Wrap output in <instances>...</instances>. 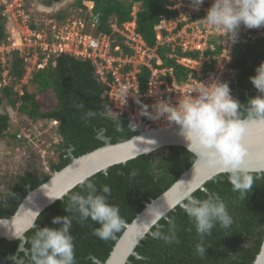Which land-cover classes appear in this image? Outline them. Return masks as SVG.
Listing matches in <instances>:
<instances>
[{
  "label": "trees",
  "instance_id": "trees-1",
  "mask_svg": "<svg viewBox=\"0 0 264 264\" xmlns=\"http://www.w3.org/2000/svg\"><path fill=\"white\" fill-rule=\"evenodd\" d=\"M42 1L50 6L62 0ZM86 1L93 2L91 10ZM136 4L137 29L153 44L155 25L160 17L168 14L167 0H72L50 16L59 24H63L73 15L91 18L92 13L98 21L100 32L106 33L111 31L110 24L113 20L116 19L120 24L130 20ZM8 37L17 38L18 34L10 14L6 11V2L1 3L0 0V43H8ZM55 62L34 70L30 83L36 90L30 92L28 85H24V91L21 93L17 85L21 83L26 72L25 61L17 51L7 55L6 67L12 81L0 87V141L15 142L16 149H27L28 155L21 154L25 160H21L19 171L5 181L0 178V218L13 215L30 188L35 189L44 183L53 171L68 165L71 162L70 150L78 157L104 145V141L99 138L102 132L111 138L112 143L130 139L138 133L131 128L130 120L126 117L113 120L99 115L100 111H106L104 88L96 79L90 60L61 54ZM261 62H264V34L235 45L231 65L238 70V74L236 79L230 82V86L238 90L241 118L247 116L251 98L261 95L250 80ZM166 64L174 65L177 76L183 77V69L173 60H167ZM212 68L211 65L206 66L205 74ZM2 72L0 62V80ZM145 85L144 83L143 88ZM41 94H46V99H53L51 106L46 110L42 107L44 104L41 105L38 100ZM81 104L83 107H80ZM8 106L21 117L20 121L28 130L36 128L33 125L38 121H54L57 140L55 141L54 137H43L42 133L40 138L35 134L28 136L27 133H22L23 138L20 137L21 131H18V128L11 129L12 117L7 110ZM88 110L96 112L97 115L87 117ZM48 142H51L49 149L46 148ZM41 159L48 160L49 166L39 162ZM196 159L194 152L188 151L187 148L171 146L151 154L140 155L125 164L113 165L107 173L98 172L89 179L98 190L104 184L110 186L111 195L108 202L119 207L124 221L131 222L144 209L146 202L167 190ZM249 173L253 176V185L244 193L233 190L226 173L205 184L209 192L199 189L193 194L198 199L207 198L209 194H218L233 218L229 228H221L217 224L211 234L203 237L202 243L206 248L203 257L195 252V245L200 242V237L196 233L194 222L185 214L183 207L177 206L176 210L168 214V219L160 221V227H153V233L159 230L168 234L171 218L174 221L175 241L167 243L163 239L147 235L136 248L143 258L131 256L130 264H252L264 239V172L261 176ZM86 192L84 184H80L39 215L37 226L26 232L25 248L28 252H18L20 240L0 238V264H18V259H23L24 264H31L30 239L40 227H59L52 224V219L65 215L72 219L70 232L73 237L75 264H98L93 256L104 262L125 226L123 225L114 238L108 240H101L93 235V228L98 227V224L91 219L81 220L79 214L74 211H66L70 206L69 198L72 194ZM13 256L18 257L13 259Z\"/></svg>",
  "mask_w": 264,
  "mask_h": 264
},
{
  "label": "built area",
  "instance_id": "built-area-1",
  "mask_svg": "<svg viewBox=\"0 0 264 264\" xmlns=\"http://www.w3.org/2000/svg\"><path fill=\"white\" fill-rule=\"evenodd\" d=\"M3 2L18 37H8V43H0L3 67L0 87L12 81L6 67L7 55L12 51H17L26 64V72L17 85V89L21 86L19 91L30 82L34 70L55 64L61 54L90 60L95 77L104 88L105 105L114 115L128 118L131 126L145 129L176 125L163 117L153 120L142 115L141 104L148 105L149 112L154 111L153 105L160 100L176 104L200 82H226L232 97L238 101L237 88L230 86L238 74L231 65L234 47L238 42L264 34V26L250 29L241 25L233 41L222 30L210 29L202 19L213 0H203L198 9L192 6V0H167L168 14L155 25L153 44L137 29L138 5L134 6L130 20L120 24L115 19L110 24L111 31L101 33L92 13L91 18L73 15L59 24L50 16L53 12L44 9L46 13L34 12L27 0ZM92 7L93 4L88 6L89 10ZM167 60H173L183 69L182 78L177 76L174 65L166 64ZM208 65L213 68L205 74ZM122 89L127 94L126 102Z\"/></svg>",
  "mask_w": 264,
  "mask_h": 264
},
{
  "label": "clouds",
  "instance_id": "clouds-1",
  "mask_svg": "<svg viewBox=\"0 0 264 264\" xmlns=\"http://www.w3.org/2000/svg\"><path fill=\"white\" fill-rule=\"evenodd\" d=\"M202 3L203 0H192V6L196 9ZM27 4L30 6L28 0ZM46 6L54 12L52 7ZM202 20L210 29L222 30L226 38L234 41L241 25L250 29L264 26V0H213ZM250 80L261 95L248 102L249 112L252 116L264 117V62L256 68V74ZM193 92L196 95H192ZM121 95L125 100L127 94L123 89ZM104 108L106 111H100L99 115L113 120L119 118L108 105ZM153 108L154 111L149 112L148 105L141 104V114L153 120L163 117L170 124L179 126V134L187 142L188 151L195 149L194 154L206 167L218 168L227 173L234 191L244 193L252 188L253 176L244 166L248 154L244 137L250 121L241 118V104L232 97L228 83L200 82L188 95L179 98L176 104L160 100ZM96 115L92 110L86 113L89 118ZM117 129L119 130V125ZM39 136L41 132L37 137ZM80 183L84 184L87 192L72 194L66 211H74L81 220L91 219L98 224V227L93 228V235L101 240L114 238L125 221L120 215L119 207L108 202L110 186L104 184L98 190L88 176L81 177ZM56 199H62V196ZM183 211L194 222L196 233L200 237V242L195 245V252L200 257L206 253L203 237L211 234L217 224L227 229L233 223L225 202L218 194H209L204 199L189 196L183 204ZM162 215L161 212L152 220L153 226ZM38 217L39 213L36 214V219ZM52 224L59 227H40L30 239L31 264H75L73 237L70 232L72 219L67 215L56 216L53 217ZM169 225L168 234L158 230L153 233L154 238L163 239L167 243L174 242L176 235L171 218ZM17 257L13 256V259ZM18 264H24L23 259H18Z\"/></svg>",
  "mask_w": 264,
  "mask_h": 264
},
{
  "label": "water",
  "instance_id": "water-1",
  "mask_svg": "<svg viewBox=\"0 0 264 264\" xmlns=\"http://www.w3.org/2000/svg\"><path fill=\"white\" fill-rule=\"evenodd\" d=\"M62 0L56 4H64ZM71 1V0H70ZM244 119L250 121L249 128L244 137L248 154L244 166L248 172L261 176L264 172V117L248 114ZM137 135L127 140L112 143L111 138L102 132L99 138L104 145L78 157L69 151L71 162L61 170L53 171L51 176L35 189H29L27 195L19 205L16 212L10 217L0 218V238L7 240H20L18 252L24 250L27 241L26 232L37 226L36 214L39 215L50 205L69 194L80 185L81 177L89 178L98 172L107 173L109 168L116 164H125L143 154H151L160 149L171 146L187 148V142L179 134V126L170 128H150L131 126ZM188 149V148H187ZM195 153V149L192 150ZM220 174H226L218 168L206 167L198 158L167 190L158 197L145 203L144 209L131 221H125V230L114 245L108 258L103 262L93 256L98 264H130V257L143 258L136 248L142 244L147 235H153V227H160L162 219H168V214L183 207L189 196L201 189L209 192L206 183L214 180ZM158 223L153 226L152 220L160 213ZM36 219V220H35ZM35 220L34 224L33 221ZM252 264H264V239L260 252Z\"/></svg>",
  "mask_w": 264,
  "mask_h": 264
},
{
  "label": "rangeland",
  "instance_id": "rangeland-1",
  "mask_svg": "<svg viewBox=\"0 0 264 264\" xmlns=\"http://www.w3.org/2000/svg\"><path fill=\"white\" fill-rule=\"evenodd\" d=\"M72 1V0H71ZM70 2V0H67L65 2H63L64 4L60 5V4H52L50 5V7H52L55 11L60 10L61 8L65 7L68 3ZM93 3L91 2H86L87 6H92ZM33 5V6H32ZM35 6V7H34ZM137 6V5H136ZM31 10H33L34 12H38V13H43L48 10H50V8H47L46 4L42 1V0H32V3H30ZM46 11H44V10ZM36 10V11H35ZM28 85L27 89L30 92H33L36 90V87H34L32 85V83H28L26 84ZM21 86H19L20 89ZM24 91V89H23ZM22 89L20 90V92H23ZM48 94V93H46ZM46 94H41L38 96V100L39 103L42 105V103L44 104L42 107L44 108V110H46L47 108H49L51 106V102L53 101L52 98H47L46 99ZM4 108V107H3ZM8 111H10L11 114V129L12 130H16L18 128V131H21V134L23 133H27L28 136L30 134H35V135H39V133L41 132L43 135V137L46 138H52L54 137V140L56 141V124L54 121H38L37 123H34L33 126H36V128H33L31 130H33L31 132V130H28L25 128V125L20 121L21 117H19V115L15 112V110H12V108L9 106ZM34 132V133H33ZM20 137H22L20 135ZM23 138V137H22ZM38 138V137H37ZM40 138V137H39ZM45 140V138H43ZM50 140V139H49ZM51 145V142L46 143V148L49 149ZM24 149V150H23ZM27 149L22 148L20 150L16 149V143L13 142H9L7 140H3L0 141V178L5 181L9 178L10 175L16 173L17 171L20 170L22 161L21 160H25L21 154L25 155L27 154ZM47 154V153H46ZM28 155V154H27ZM48 156V155H47ZM43 162L47 167L49 166V162L48 160L43 161V159H41L39 162Z\"/></svg>",
  "mask_w": 264,
  "mask_h": 264
},
{
  "label": "crops",
  "instance_id": "crops-1",
  "mask_svg": "<svg viewBox=\"0 0 264 264\" xmlns=\"http://www.w3.org/2000/svg\"><path fill=\"white\" fill-rule=\"evenodd\" d=\"M28 3H29V5H30V3H32V0H28ZM33 6V5H32ZM35 7V6H34Z\"/></svg>",
  "mask_w": 264,
  "mask_h": 264
},
{
  "label": "flooded vegetation",
  "instance_id": "flooded-vegetation-1",
  "mask_svg": "<svg viewBox=\"0 0 264 264\" xmlns=\"http://www.w3.org/2000/svg\"><path fill=\"white\" fill-rule=\"evenodd\" d=\"M4 107H7V106H4ZM9 114H10V111H9ZM11 115V114H10Z\"/></svg>",
  "mask_w": 264,
  "mask_h": 264
}]
</instances>
